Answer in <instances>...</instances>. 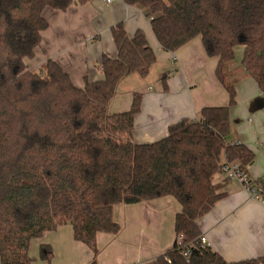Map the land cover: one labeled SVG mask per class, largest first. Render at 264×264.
I'll use <instances>...</instances> for the list:
<instances>
[{
	"label": "trees",
	"instance_id": "obj_1",
	"mask_svg": "<svg viewBox=\"0 0 264 264\" xmlns=\"http://www.w3.org/2000/svg\"><path fill=\"white\" fill-rule=\"evenodd\" d=\"M90 1L0 0L1 264H33L32 240L64 224L91 248L96 264L97 234L121 229L115 205L168 195L182 206L176 239L147 264H260L264 257L230 262L203 246L199 220L225 194L214 182L223 161H237L247 172L255 160L249 147L229 140L237 92L228 69L242 47L241 66L264 94V0H123L143 10L164 51L200 36L205 53L219 58L216 76L229 94L227 105L206 106L149 143L134 139L140 92L129 110H110L119 84L132 74L147 77L157 61L141 29L129 35L123 21L116 23V55L103 54V79L86 77L83 87L56 60L38 69L26 63L49 27L45 9ZM179 235L191 249L188 258ZM40 256L50 262L52 247L43 244Z\"/></svg>",
	"mask_w": 264,
	"mask_h": 264
},
{
	"label": "crops",
	"instance_id": "obj_2",
	"mask_svg": "<svg viewBox=\"0 0 264 264\" xmlns=\"http://www.w3.org/2000/svg\"><path fill=\"white\" fill-rule=\"evenodd\" d=\"M44 15L49 27L42 32L35 57L26 59V63L31 69H38L48 59L56 60L79 87L84 86L86 77L103 79L102 55H116L111 32L116 23L123 21L129 35L138 29L146 34L156 52V63L145 78L138 74L129 76L137 87L130 89L127 95L121 89L129 79L125 78L110 105L112 112L127 111L134 92L142 94V108L135 117L134 126V139L138 143L165 137L170 125L183 118H198L206 106L229 103L228 91L216 76L219 58L205 53L201 37L196 36L175 52L164 51L150 20L137 6L127 5L123 0H113L109 4L92 0L85 4L74 3L65 11L47 8ZM228 76L236 86L241 78L248 76L241 59L231 65ZM255 85L248 96V112L257 116L256 122L248 116L249 125L242 127L239 125L242 116L239 118L232 108L230 118L235 135L229 136V140L242 143L254 152L255 160L247 173L258 179L264 176V111L260 112L264 109V94L256 82ZM214 182L221 185L219 192L225 194L199 220L209 246L230 262L264 257V200L251 197L238 180L224 173L217 174ZM181 208L171 195L115 205L113 218L121 229L115 234H97L96 264H147L164 253L175 242V220ZM43 244L52 247L50 262L40 256ZM30 255L33 264H91L94 256L89 246L74 238L73 227L69 224L33 239Z\"/></svg>",
	"mask_w": 264,
	"mask_h": 264
},
{
	"label": "built area",
	"instance_id": "obj_3",
	"mask_svg": "<svg viewBox=\"0 0 264 264\" xmlns=\"http://www.w3.org/2000/svg\"><path fill=\"white\" fill-rule=\"evenodd\" d=\"M107 4L111 3L113 0H101ZM221 173H224L228 178L238 180L243 187L248 191L251 197L256 199L264 200V176L258 179L251 178L248 173L241 167L240 163L237 161L224 160L221 167ZM177 243L182 247V254L185 257H189L191 254V249L183 243V236L179 235L177 237ZM201 244L207 246L208 241L206 236L203 234L201 236ZM260 264H264L262 261Z\"/></svg>",
	"mask_w": 264,
	"mask_h": 264
},
{
	"label": "rangeland",
	"instance_id": "obj_4",
	"mask_svg": "<svg viewBox=\"0 0 264 264\" xmlns=\"http://www.w3.org/2000/svg\"><path fill=\"white\" fill-rule=\"evenodd\" d=\"M242 54H243V48L238 47L236 49V53H235V61L236 62L240 61V59L242 58ZM153 75H154V73H153ZM230 80L233 81L232 79H230ZM255 86H256L255 82L249 76L241 78V80L239 81V84H237V86H236V88H237V90H236V92H237V95H236L237 103L232 108L234 110H236L239 118H240V116H242V118H241L242 121L239 124V125H242V127H247L249 125V123L247 121L248 116H252V119H254V122H256L257 116L250 115L248 112V102H249L248 96L250 95L251 89L254 88ZM121 87H122V85H121ZM136 87H137V84L133 81V79H131V77H129L128 81H125L124 86L121 89H124L123 92L125 93V95H127L128 91L130 89H136ZM232 108L230 109V113L232 111ZM263 111H264V109L261 110L260 112H263ZM232 114H233V112L231 113V115ZM231 115H230V117H231ZM234 131H235V127L232 126L229 136L233 137L235 135Z\"/></svg>",
	"mask_w": 264,
	"mask_h": 264
}]
</instances>
